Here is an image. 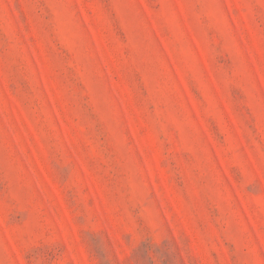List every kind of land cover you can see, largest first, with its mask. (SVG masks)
<instances>
[{"label":"rangeland","instance_id":"rangeland-1","mask_svg":"<svg viewBox=\"0 0 264 264\" xmlns=\"http://www.w3.org/2000/svg\"><path fill=\"white\" fill-rule=\"evenodd\" d=\"M0 264H264V0H0Z\"/></svg>","mask_w":264,"mask_h":264}]
</instances>
